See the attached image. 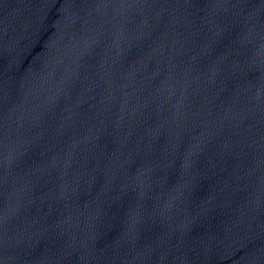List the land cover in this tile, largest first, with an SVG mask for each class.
Returning a JSON list of instances; mask_svg holds the SVG:
<instances>
[{
    "label": "water",
    "instance_id": "95a60500",
    "mask_svg": "<svg viewBox=\"0 0 264 264\" xmlns=\"http://www.w3.org/2000/svg\"><path fill=\"white\" fill-rule=\"evenodd\" d=\"M0 264H264V0H0Z\"/></svg>",
    "mask_w": 264,
    "mask_h": 264
}]
</instances>
